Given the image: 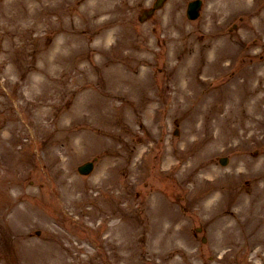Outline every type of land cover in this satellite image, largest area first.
Instances as JSON below:
<instances>
[{
  "label": "rangeland",
  "instance_id": "obj_1",
  "mask_svg": "<svg viewBox=\"0 0 264 264\" xmlns=\"http://www.w3.org/2000/svg\"><path fill=\"white\" fill-rule=\"evenodd\" d=\"M49 1L0 0V264H264V80L241 73L252 50L204 72L209 38L241 14L264 71V0H206L195 21L169 0L146 23L150 0L130 18ZM130 75L148 77L143 99ZM83 77L91 100L73 90Z\"/></svg>",
  "mask_w": 264,
  "mask_h": 264
},
{
  "label": "water",
  "instance_id": "obj_2",
  "mask_svg": "<svg viewBox=\"0 0 264 264\" xmlns=\"http://www.w3.org/2000/svg\"><path fill=\"white\" fill-rule=\"evenodd\" d=\"M160 4H161V1L159 0V1L156 3V5L159 6ZM195 8L197 9V6H196ZM195 8L192 6V8L190 9V15H191V16H195V14H194ZM92 167H93L92 162H89V163L85 164L84 166H81V167H80V170H81L82 172H89V171H91Z\"/></svg>",
  "mask_w": 264,
  "mask_h": 264
},
{
  "label": "bare ground",
  "instance_id": "obj_3",
  "mask_svg": "<svg viewBox=\"0 0 264 264\" xmlns=\"http://www.w3.org/2000/svg\"><path fill=\"white\" fill-rule=\"evenodd\" d=\"M54 1H55V0H50V7L52 6V3H53ZM52 7H54V6H52ZM109 37H110V35H108V34H103V35H102V38H103V39H107V38H109ZM260 77H261V78L264 77V71L262 72V74H261ZM118 81H120V80H119L118 77H116V78L114 79V83H115V82H118Z\"/></svg>",
  "mask_w": 264,
  "mask_h": 264
}]
</instances>
